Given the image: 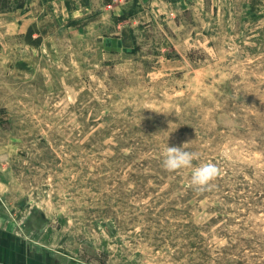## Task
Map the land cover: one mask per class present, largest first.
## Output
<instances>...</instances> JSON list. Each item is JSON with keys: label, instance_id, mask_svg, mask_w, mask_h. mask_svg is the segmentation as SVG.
<instances>
[{"label": "rangeland", "instance_id": "374dc122", "mask_svg": "<svg viewBox=\"0 0 264 264\" xmlns=\"http://www.w3.org/2000/svg\"><path fill=\"white\" fill-rule=\"evenodd\" d=\"M29 2L0 0V216L63 264H264V0Z\"/></svg>", "mask_w": 264, "mask_h": 264}, {"label": "crops", "instance_id": "0c3cea01", "mask_svg": "<svg viewBox=\"0 0 264 264\" xmlns=\"http://www.w3.org/2000/svg\"><path fill=\"white\" fill-rule=\"evenodd\" d=\"M30 13L43 11L52 5L63 7L69 0H29ZM29 13V14H30ZM127 37V32H122ZM117 35H120L118 33ZM110 44L117 42L121 48V39H109ZM0 264H63L55 250L40 242V237L32 235L16 223L0 216Z\"/></svg>", "mask_w": 264, "mask_h": 264}, {"label": "clouds", "instance_id": "9594fccd", "mask_svg": "<svg viewBox=\"0 0 264 264\" xmlns=\"http://www.w3.org/2000/svg\"><path fill=\"white\" fill-rule=\"evenodd\" d=\"M183 146H169L164 148L162 166L172 172L182 169H191L190 184L199 191L206 190L219 176L220 169L211 161L193 165L196 153L188 151Z\"/></svg>", "mask_w": 264, "mask_h": 264}, {"label": "trees", "instance_id": "16d2710c", "mask_svg": "<svg viewBox=\"0 0 264 264\" xmlns=\"http://www.w3.org/2000/svg\"><path fill=\"white\" fill-rule=\"evenodd\" d=\"M133 38H134V43H135V37H134V35H133Z\"/></svg>", "mask_w": 264, "mask_h": 264}]
</instances>
